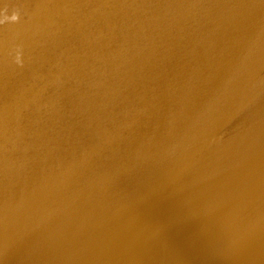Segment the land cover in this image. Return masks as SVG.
Wrapping results in <instances>:
<instances>
[{"label":"water","instance_id":"1","mask_svg":"<svg viewBox=\"0 0 264 264\" xmlns=\"http://www.w3.org/2000/svg\"><path fill=\"white\" fill-rule=\"evenodd\" d=\"M0 264H264V0H0Z\"/></svg>","mask_w":264,"mask_h":264}]
</instances>
